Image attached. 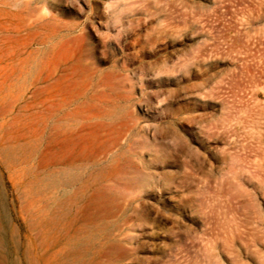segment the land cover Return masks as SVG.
<instances>
[{"label": "rangeland", "instance_id": "obj_1", "mask_svg": "<svg viewBox=\"0 0 264 264\" xmlns=\"http://www.w3.org/2000/svg\"><path fill=\"white\" fill-rule=\"evenodd\" d=\"M48 52L114 82L119 181L42 172ZM0 264H264V0H0Z\"/></svg>", "mask_w": 264, "mask_h": 264}, {"label": "bare ground", "instance_id": "obj_2", "mask_svg": "<svg viewBox=\"0 0 264 264\" xmlns=\"http://www.w3.org/2000/svg\"><path fill=\"white\" fill-rule=\"evenodd\" d=\"M23 53L29 55V41ZM73 65L74 71L68 73L59 55L47 54L42 172L62 184L117 182L126 175L128 164L118 160L115 147L126 136L128 123L114 114L110 93L114 82L96 76L88 54L79 55ZM78 144L80 151L64 155L70 145Z\"/></svg>", "mask_w": 264, "mask_h": 264}]
</instances>
